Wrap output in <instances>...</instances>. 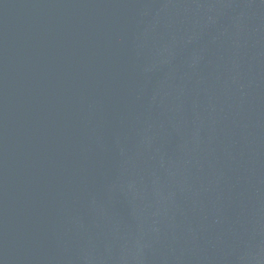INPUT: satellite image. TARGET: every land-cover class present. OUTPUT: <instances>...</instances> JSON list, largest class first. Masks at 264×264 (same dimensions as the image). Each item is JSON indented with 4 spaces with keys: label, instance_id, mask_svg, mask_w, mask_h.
Returning a JSON list of instances; mask_svg holds the SVG:
<instances>
[{
    "label": "water",
    "instance_id": "95a60500",
    "mask_svg": "<svg viewBox=\"0 0 264 264\" xmlns=\"http://www.w3.org/2000/svg\"><path fill=\"white\" fill-rule=\"evenodd\" d=\"M0 264H264V0H0Z\"/></svg>",
    "mask_w": 264,
    "mask_h": 264
}]
</instances>
